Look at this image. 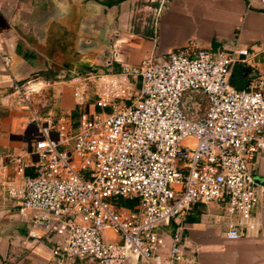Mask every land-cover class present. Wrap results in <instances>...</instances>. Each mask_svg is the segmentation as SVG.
<instances>
[{"label":"built area","instance_id":"1","mask_svg":"<svg viewBox=\"0 0 264 264\" xmlns=\"http://www.w3.org/2000/svg\"><path fill=\"white\" fill-rule=\"evenodd\" d=\"M246 56L180 48L75 75L74 126L61 112L40 118L28 98L39 88L13 83L34 138L7 157L0 217L4 200L28 212L27 237L50 242L53 264H183L184 216L196 204L222 203L227 239L253 231L264 208L249 167L264 157V75L229 82Z\"/></svg>","mask_w":264,"mask_h":264},{"label":"crops","instance_id":"2","mask_svg":"<svg viewBox=\"0 0 264 264\" xmlns=\"http://www.w3.org/2000/svg\"><path fill=\"white\" fill-rule=\"evenodd\" d=\"M108 1L0 0V194L12 172L7 157L30 143L23 125L28 112L12 102L13 83L30 85V77L37 76L36 84L46 83L55 98L50 107L32 110L70 117L76 112L71 92L58 94L57 83L95 68L117 70L119 62L135 64L151 53L245 47L244 86L252 76L264 75V0H166L144 31L125 27L124 0L110 6ZM249 167L264 182V157L255 154ZM2 204L0 264H53L50 242L27 237L29 213H20L13 200ZM222 209L219 202L196 204L185 214L183 264H264V208L254 210L256 228H239L242 235L233 240L224 236Z\"/></svg>","mask_w":264,"mask_h":264},{"label":"rangeland","instance_id":"3","mask_svg":"<svg viewBox=\"0 0 264 264\" xmlns=\"http://www.w3.org/2000/svg\"><path fill=\"white\" fill-rule=\"evenodd\" d=\"M166 0H124L125 9L128 12V17L126 18L125 27L129 29L146 30L149 26L153 24V17L157 12V9L164 5ZM116 21V19H114ZM93 71H108L106 69L95 68ZM40 75V74H39ZM37 76L30 77V83H35L31 85V88L37 91H31V94L28 96L31 107L41 106L42 108H48L54 101L52 96V89H50L46 83H37ZM47 77V76H46ZM42 79V78H41ZM56 79V78H54ZM57 80V79H56ZM58 89V94L61 92L69 90L71 92V84L69 82H59L56 84ZM42 113L46 110H41ZM53 113V112H52ZM57 114L53 113L55 116ZM40 118H44L46 115H38ZM73 121L76 124V117L73 118ZM72 122V121H71ZM29 139L34 138L32 132H29Z\"/></svg>","mask_w":264,"mask_h":264},{"label":"water","instance_id":"4","mask_svg":"<svg viewBox=\"0 0 264 264\" xmlns=\"http://www.w3.org/2000/svg\"><path fill=\"white\" fill-rule=\"evenodd\" d=\"M247 70V68L240 64L234 65L229 76V82L237 88L243 87L246 81L245 73Z\"/></svg>","mask_w":264,"mask_h":264},{"label":"trees","instance_id":"5","mask_svg":"<svg viewBox=\"0 0 264 264\" xmlns=\"http://www.w3.org/2000/svg\"><path fill=\"white\" fill-rule=\"evenodd\" d=\"M118 1H121V0H110L108 2H105V5L110 6V5H113L114 3H117ZM43 76L46 78V76L44 74H43ZM74 117H76V112L70 113V118L72 120V125L73 126L75 125V122L73 121ZM26 173L31 174L30 171H26ZM117 205L123 206V207H131L132 206V201L118 199L117 200Z\"/></svg>","mask_w":264,"mask_h":264},{"label":"clouds","instance_id":"6","mask_svg":"<svg viewBox=\"0 0 264 264\" xmlns=\"http://www.w3.org/2000/svg\"><path fill=\"white\" fill-rule=\"evenodd\" d=\"M41 147H44V145H41Z\"/></svg>","mask_w":264,"mask_h":264}]
</instances>
